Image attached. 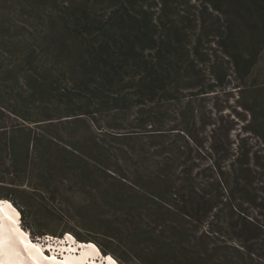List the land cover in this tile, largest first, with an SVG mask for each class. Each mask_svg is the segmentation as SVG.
Masks as SVG:
<instances>
[{"label":"trees","instance_id":"obj_1","mask_svg":"<svg viewBox=\"0 0 264 264\" xmlns=\"http://www.w3.org/2000/svg\"><path fill=\"white\" fill-rule=\"evenodd\" d=\"M61 4L64 13L55 31L35 38L36 44L24 52L17 43H10L15 52L8 51L9 43L0 33V200L9 201L25 219L33 202L27 189L43 192L50 180L47 169L63 165L46 154L53 147L62 148L71 125L88 123L100 130L99 138L85 144L106 159L107 137L129 136H119L116 131L123 127L115 123L102 127L98 117L136 110L139 117L147 116L149 136L168 133L175 141L160 152L164 185L154 190L137 191V183L98 162L114 173L106 175L112 185L122 181L141 195L138 208L147 215L140 218L153 220L143 224L129 215L126 240L135 255L119 264H264V223L243 208L248 201L243 198L237 203L225 173H220L216 186L221 192L216 195L215 185L207 186L202 174L196 173L199 158L206 155L194 132L197 122L180 118L168 129L156 127L155 106L178 102L184 90L210 92L208 77L198 68L201 42L192 41L170 0L155 5L147 0H62ZM103 4L101 14L98 7ZM233 44L239 53L228 54L240 73L239 61L244 57ZM254 63L248 60L249 70ZM68 146L64 151L77 156L71 149H80ZM206 152L210 157L218 155V143ZM79 156L89 158L82 152ZM218 164L216 158L213 167L221 170ZM156 179L161 181L160 176ZM245 182L240 175L235 179L237 186ZM108 204L121 205L119 201ZM122 204L133 207L135 203ZM39 234L54 236L47 227ZM105 235L119 238L115 232ZM99 245L104 256L111 255L107 246Z\"/></svg>","mask_w":264,"mask_h":264},{"label":"rangeland","instance_id":"obj_2","mask_svg":"<svg viewBox=\"0 0 264 264\" xmlns=\"http://www.w3.org/2000/svg\"><path fill=\"white\" fill-rule=\"evenodd\" d=\"M61 1L0 0V33L3 41L9 43L8 51L15 52L10 43H17L24 52L26 47L36 44L35 38L55 31L64 13ZM159 2L147 0L148 5ZM170 3L175 8L176 18L189 28L192 41L201 42L203 56L198 68L207 75L210 92L199 94L198 89L184 90L178 102L155 106L156 127L168 129L180 118L187 122L195 120L194 132L206 153L199 158L196 173L202 174L207 186L215 185L212 190L215 195L221 192L216 186L220 173H225L237 203L245 198L248 203H244L243 208L264 223V0H170ZM102 7L105 5L98 10L104 14ZM233 43H237L244 57L239 61L240 73L228 54L239 53L234 50ZM11 56L8 53V57ZM248 60L255 62L252 70H249ZM248 71L249 76L245 77ZM146 117H139L136 110L98 117L102 127H106L107 122L115 123L123 127L116 131L121 133L119 136H129L107 137L110 150L106 159L87 148L85 143L100 136V130L88 123L71 125V135L60 143L62 148L53 147L54 150L47 152V158L63 165L47 169L46 177L50 180L43 192L27 189L33 202L27 217L21 220V227L36 242L33 245L41 243L46 245L47 254L56 252L58 255L60 252L49 245L58 241L64 243L63 233L67 231L81 242L107 246L118 263L133 259L135 253L126 240L129 215L143 224L153 220L145 216L144 220L140 218L147 215L138 208L141 195L136 196L122 181L112 185L106 175L114 173L103 169L98 162L104 161L120 175L137 183V191L141 187L151 190L162 187L164 174L160 152L173 143L175 137L168 133L159 138L149 136L150 129L144 123ZM214 132L215 139H210ZM214 142L218 143L219 154L211 158L206 151L209 152ZM68 145L78 147L89 158H80V152L73 148L71 151L77 156L64 151L63 147ZM216 158L221 170L213 167ZM55 175L62 178L57 179ZM238 175L246 179L243 186L235 183ZM158 176L160 182L156 179ZM129 200L134 201L133 207L122 204ZM113 201L121 205L110 206L108 203ZM42 227H47L49 234L54 235L52 242L38 235ZM108 232L117 233L119 238L107 237Z\"/></svg>","mask_w":264,"mask_h":264},{"label":"bare ground","instance_id":"obj_3","mask_svg":"<svg viewBox=\"0 0 264 264\" xmlns=\"http://www.w3.org/2000/svg\"><path fill=\"white\" fill-rule=\"evenodd\" d=\"M20 217L9 201L0 200V264H119L112 255L104 256L96 244L80 242L71 234L65 236L64 243L52 242L53 237L48 239L55 251H67L62 261L49 259L43 255L46 245H33L36 242H31V235L21 227ZM78 251L79 256L71 254ZM52 255L57 256L56 252Z\"/></svg>","mask_w":264,"mask_h":264}]
</instances>
